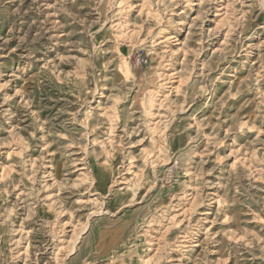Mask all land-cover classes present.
I'll use <instances>...</instances> for the list:
<instances>
[{
    "label": "rangeland",
    "instance_id": "374dc122",
    "mask_svg": "<svg viewBox=\"0 0 264 264\" xmlns=\"http://www.w3.org/2000/svg\"><path fill=\"white\" fill-rule=\"evenodd\" d=\"M0 264H264V0H0Z\"/></svg>",
    "mask_w": 264,
    "mask_h": 264
},
{
    "label": "built area",
    "instance_id": "2783aa9c",
    "mask_svg": "<svg viewBox=\"0 0 264 264\" xmlns=\"http://www.w3.org/2000/svg\"><path fill=\"white\" fill-rule=\"evenodd\" d=\"M135 62L137 65H140L142 64L143 60L141 58H137Z\"/></svg>",
    "mask_w": 264,
    "mask_h": 264
}]
</instances>
